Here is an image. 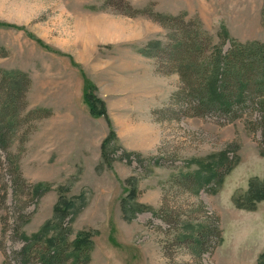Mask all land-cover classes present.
Masks as SVG:
<instances>
[{"label":"rangeland","instance_id":"374dc122","mask_svg":"<svg viewBox=\"0 0 264 264\" xmlns=\"http://www.w3.org/2000/svg\"><path fill=\"white\" fill-rule=\"evenodd\" d=\"M105 1L0 0V71L30 80L9 149L0 150V264H19L33 236L35 254L62 233L70 256L88 238V264L263 263L264 200L246 207L253 187H264L256 94L229 123L182 100L179 76L165 73L190 24L223 53L231 43L264 44V0ZM157 15L178 21L163 27ZM88 95L105 116L91 115ZM7 155L38 192L19 193L16 205ZM187 174L202 186L184 183ZM212 226L220 240L208 237L194 256L193 239Z\"/></svg>","mask_w":264,"mask_h":264},{"label":"trees","instance_id":"16d2710c","mask_svg":"<svg viewBox=\"0 0 264 264\" xmlns=\"http://www.w3.org/2000/svg\"><path fill=\"white\" fill-rule=\"evenodd\" d=\"M109 6V0L104 3V8ZM129 16V14H124ZM154 21L167 26L168 22H176L177 18L169 16L157 15ZM191 27L192 30H191ZM183 36L177 40L168 54L170 70L166 74L173 73L179 76L182 89L177 96L182 98L186 103L188 100L195 99L198 103V109H206L210 113H218L227 118L230 123L242 117L244 110L251 104V97L256 94L257 104L261 109L258 126L261 129L262 146L260 148V156L264 159V44L251 43L240 45L231 43L230 49L223 51L214 46L209 38H206L195 25L190 24L185 29L182 27ZM148 58L157 56L147 55ZM258 71V72H257ZM0 150L6 152L9 149L12 140V131L14 122L20 117V113L26 106V94L30 87V80L19 73L6 75L0 71ZM89 96V95H88ZM91 103V115L101 117L105 116L102 102L92 96H89ZM179 99V98H178ZM214 115V114H213ZM114 133H110L103 141L101 150L105 155L108 144L115 139ZM7 166L11 189L13 193V204L19 201L17 197L34 198L38 193L27 184L21 177L20 173L15 169L13 158L7 155ZM129 161V160H128ZM232 168L229 163L225 168V175ZM221 174L213 173L212 179L220 180ZM184 183H190L194 189L202 186L201 179L195 175L187 174L181 178ZM206 182V181H205ZM210 183V182H209ZM36 189V188H35ZM3 193L0 196V204L4 203L5 185L0 186ZM21 191V192H20ZM255 200V201H254ZM264 200L263 189L254 188L246 199L247 209H254L255 202ZM64 205V203H63ZM71 206V204H68ZM57 217L65 216V207H56L54 209ZM1 225H5L4 218L0 217ZM50 225L45 224L41 233H46L50 229ZM5 229H1V235L5 233ZM63 233L51 239L42 252L33 254V248L38 243L37 235L25 241V245L19 251V264H29L31 259L38 258L37 264H88L85 241L88 238H78L73 249L75 256H70L69 245L61 239ZM215 237L220 240V232L217 226L206 230L204 233H197L193 239V255L200 257L205 251V242L208 237ZM32 241V242H31ZM73 259V263H68V259ZM264 258V257H263ZM5 259V257H4ZM262 260V258H261ZM3 264H8L5 259ZM260 264H264L261 262Z\"/></svg>","mask_w":264,"mask_h":264}]
</instances>
